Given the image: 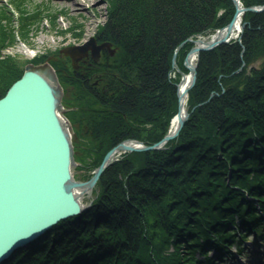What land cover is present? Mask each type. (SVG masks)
<instances>
[{
    "label": "trees",
    "instance_id": "1",
    "mask_svg": "<svg viewBox=\"0 0 264 264\" xmlns=\"http://www.w3.org/2000/svg\"><path fill=\"white\" fill-rule=\"evenodd\" d=\"M12 2L23 30L48 13L46 5ZM111 7L112 24H101L102 38L96 41L120 49L112 72L126 82L104 96L89 90L94 97H88L106 110L92 116L93 139L102 143L107 137L108 148L128 136L153 143L177 111L179 75L169 76L174 49L182 44L176 61L186 71L187 39L228 23L234 5L232 0H111ZM15 19L13 7L0 6V48L17 33ZM243 21L241 43L199 52L186 102L189 115L178 135L161 150L124 153L100 174L89 207L59 220L3 264H217L212 249L221 257L225 244H240L237 231L243 236L262 224L264 64L249 73L239 67L262 50L264 11L245 12ZM20 75L14 59L0 54V97ZM234 184L246 187L258 203L245 200Z\"/></svg>",
    "mask_w": 264,
    "mask_h": 264
},
{
    "label": "water",
    "instance_id": "2",
    "mask_svg": "<svg viewBox=\"0 0 264 264\" xmlns=\"http://www.w3.org/2000/svg\"><path fill=\"white\" fill-rule=\"evenodd\" d=\"M232 1L235 12L231 20L219 28H226L225 34L208 45L192 46L184 58L185 64L192 51L209 50L226 42L239 12L264 8V5L239 8L237 1ZM190 40L197 42L199 39ZM109 45V42L96 44L90 38L81 45L64 47L60 52L68 55L76 68L77 61L88 54V49L96 59L99 50ZM113 52L110 50V54ZM195 67L196 63L188 67L191 81L184 94L195 83ZM50 73L44 67L28 66L0 97V264L59 220L82 211L87 205L80 202L73 188L91 189L115 153L159 148L177 135L189 115L186 108L183 114L180 112L184 95L180 96L177 90V124L173 131L168 129L160 141L153 144L145 145L136 139L120 141L104 154L88 180H75L71 171L76 163L71 142L72 126L64 115L55 114L56 109L62 111L60 91L54 82L53 85L48 82L53 78Z\"/></svg>",
    "mask_w": 264,
    "mask_h": 264
},
{
    "label": "rangeland",
    "instance_id": "3",
    "mask_svg": "<svg viewBox=\"0 0 264 264\" xmlns=\"http://www.w3.org/2000/svg\"><path fill=\"white\" fill-rule=\"evenodd\" d=\"M73 1L76 3L74 4ZM3 4L9 5L11 8L13 7V14L15 15L16 18L14 21L15 24L13 25L15 29L18 30L17 33H15V35L12 36L6 35L8 36V39H10V41L3 43V45L0 48V54L2 57L11 56V59H14V62H16L19 65L21 75L28 66L44 67L45 69H47V71L50 70V72L53 75L52 76L53 82L57 86H59L62 115L70 116V119L72 121L71 124L72 143L73 144L75 143V146L72 144L74 146L73 155L76 160V163L71 168L72 175L75 180H80V181L88 180L93 175V172L96 169V167L100 164L104 154L111 147H113V146H111L110 148L107 147V137L105 136L103 137L102 143H97L93 139L94 134H93V130H91V123L93 120L92 116L93 114H96L98 110H100L98 113L103 111L105 113L106 110L98 104L97 100L96 101L91 100V97H88V93L91 96H93L94 93L89 90H95L98 94L104 96L106 95V90H108L109 88H113V86H118L117 82L120 83L126 82V80L121 79L118 75L112 72L115 71L113 70V67L116 66V56L119 53L120 49H116V47L113 46L111 42H109L110 43L109 48L107 47L101 48L99 50V54L96 59H94L91 56L90 49H88V54L86 56H83L81 59L77 61L76 68L72 66L70 57L60 52V50L67 46L81 45L86 41H88L90 38H93L96 44H101L103 42H106V41L97 42L96 40L97 37L100 38L102 36V34L100 35L101 24H103L104 22L107 23L108 25L112 24V20L109 18L108 15L110 9L112 8L111 0H68V1L28 0L29 6L37 5V4L46 5L47 12L50 14L47 13L41 15L42 17H39V19L37 18L38 20L36 22H32L26 28L24 27L25 28L24 30L19 28L18 19H17V17L19 16L18 14L19 11L16 8L15 4L12 2V0H0V6H2ZM263 5L264 2L255 3L248 6L242 4L241 6L255 7V6H263ZM30 11H32V9H30ZM248 11H252V10H245L242 13L241 23H243V28L246 23V21H243V14ZM263 11L264 8L254 12H263ZM234 12H235V6H234ZM224 25L216 27L213 30H217L223 27ZM116 28H114V32L115 35L118 37L119 30L118 28L117 29ZM243 28L242 30L240 29V32L236 37L232 39H228L226 42L219 43L216 46H214L212 49L220 45H224L227 43L229 44L234 41L241 43V34ZM213 30L209 31V33H211ZM203 35L198 34L195 37H190V39L195 40L197 38L203 37ZM190 42H191L190 48L192 46H195L194 41H190ZM181 45L182 44H179L178 45L179 47L177 46L178 48L176 47L174 49L171 56V73L169 74L171 78H175L177 74L179 75V79L181 76L179 68L177 67L179 65L177 64L176 61V54L179 48L181 47ZM261 45L260 46L262 47V50L259 51L260 53L255 57V59L253 61H250L246 65L242 61L241 66L239 68L244 67L243 70H245L246 73H249L251 68L259 69L260 67L263 66L264 41L263 43H261ZM190 48L188 49V51L190 50ZM110 50H113L114 52L110 54ZM105 51H108L109 55L107 57L104 54ZM188 51L186 52L184 58L186 57ZM242 51L243 49L241 50L240 53H242ZM184 58L182 60L183 64H184ZM196 60H198V58ZM196 69H197V61H196L195 70ZM186 71L189 70L187 69ZM63 78L64 79L66 78L69 81H77V80L85 81L89 86H74V84L72 83L70 84L66 83L65 80H63ZM128 79L129 78H127V80ZM177 82L175 83L176 97L178 90L176 86ZM238 85L240 87L241 83ZM192 87L193 85L190 87V89ZM82 88L84 91L82 90ZM188 91L185 99L186 102L188 98ZM84 93H85L84 97H81ZM177 102H178V97H177ZM185 107L187 109V104ZM172 117L169 119V126H171ZM150 125L151 123H148L147 125H144V127L148 128ZM144 133L145 132H143L142 135H145ZM127 139H136L138 141L144 142L143 140L137 139L132 136H128L120 141ZM160 139L157 141H160ZM166 142H164L159 148L144 149L140 151H147L153 149L161 150L167 146ZM153 143H149V144H153ZM146 144L147 143H145V145ZM101 151L102 153L104 152V154H99ZM133 151H138V150H133ZM126 152H132V151L126 150L115 153L113 156V160L110 162V164L115 160L121 158V156H123V154ZM129 172L132 171L129 170ZM117 177L118 178L123 177V174L119 173ZM94 186L91 189L87 190L80 197L82 199L83 204L87 205L84 207V209L89 207L94 199L95 196ZM262 232H264V225L261 228V230H259V234L256 235V237L255 234L253 233L249 235V238H251V242L252 243L254 241L256 242L257 240L260 239V237H261L260 240H263L264 235L262 234ZM260 249L264 251V242ZM248 250L249 249L245 251V259L247 260H248V254H247ZM209 254L213 255L215 254V251L212 250L209 252ZM234 262L236 263V261L226 259L225 262H222L220 264H235ZM241 262L242 264H249L248 261H246V263H243L244 259H241Z\"/></svg>",
    "mask_w": 264,
    "mask_h": 264
},
{
    "label": "bare ground",
    "instance_id": "4",
    "mask_svg": "<svg viewBox=\"0 0 264 264\" xmlns=\"http://www.w3.org/2000/svg\"><path fill=\"white\" fill-rule=\"evenodd\" d=\"M68 1V0H66ZM237 1V5L239 6V8H241V5H242V2L241 0H236ZM73 3L75 4L76 2L73 1ZM234 4V3H233ZM241 19H242V13L239 12L235 18H234V21H233V24H232V28L229 32V39H232L234 37H236L238 35V33L240 32V28H241ZM226 32V28H223V29H217V30H213L211 33H207V34H204L203 37L201 38H197L199 40H197V42H195V45L197 46H205V45H208L214 41H216L218 38H220L221 36H223ZM187 40H190V38H188ZM191 41V40H190ZM198 55H199V51L197 52L196 50L195 51H192L189 56L187 57V61H186V64L184 63L183 66L184 68L187 70L188 67H192L195 63H196V59L198 58ZM179 68V71L181 73V76H180V79L179 81L177 82L176 86H177V89H178V94L180 96H182V94L184 95V97L182 98L183 101H181L180 103V112L181 114H183L185 112V102H186V95H187V92H185L184 94V91L186 90L189 82L191 81V73L189 71H186L185 70H181L179 66H177ZM189 70V69H188ZM41 74V73H39ZM48 78V77H47ZM47 80V79H46ZM49 83H51L53 85V81L52 80H48ZM178 104V102H177ZM55 114L60 115L62 116V112H60L59 110H55ZM65 116V115H64ZM67 119L68 117L65 116ZM69 120V119H68ZM70 122V120H69ZM71 123V122H70ZM177 124V118H176V113L175 115L172 117V122H171V126H169V129H170V132L174 130V127L176 126ZM180 131V130H179ZM178 135V133H177ZM176 135V136H177ZM71 142H72V132H71ZM128 144H134V142L132 141H128L127 142ZM73 144V143H72ZM136 145V143H135ZM73 149H74V146H73ZM74 161L75 158H74ZM73 190L75 191V193L77 194L78 197H81L87 190L86 189H83V187H74ZM80 202H82V199L80 198ZM83 211V210H82ZM81 212V211H80ZM57 223V222H56ZM53 226V225H52ZM51 226V227H52ZM50 228V227H49ZM48 228V229H49ZM46 229V230H48ZM45 230V231H46ZM44 231V232H45ZM44 232L40 233L39 235H37L35 238H33L32 240L28 241L27 243L25 244H28L34 240H36L37 238H39ZM20 248V247H19ZM18 248V249H19ZM17 249V250H18ZM12 255V254H11Z\"/></svg>",
    "mask_w": 264,
    "mask_h": 264
},
{
    "label": "flooded vegetation",
    "instance_id": "5",
    "mask_svg": "<svg viewBox=\"0 0 264 264\" xmlns=\"http://www.w3.org/2000/svg\"><path fill=\"white\" fill-rule=\"evenodd\" d=\"M72 87V86H71ZM89 89H91V88H89ZM101 110H103V109H101ZM97 111V110H96ZM100 110H98L96 113H98ZM68 117V119L70 120V122H71V124H72V121H71V119H70V116H67Z\"/></svg>",
    "mask_w": 264,
    "mask_h": 264
}]
</instances>
